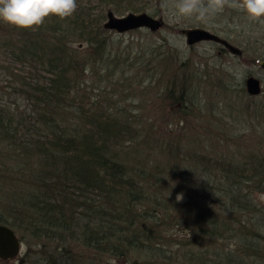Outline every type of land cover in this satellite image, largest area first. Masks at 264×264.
Listing matches in <instances>:
<instances>
[{
	"label": "trees",
	"instance_id": "1",
	"mask_svg": "<svg viewBox=\"0 0 264 264\" xmlns=\"http://www.w3.org/2000/svg\"><path fill=\"white\" fill-rule=\"evenodd\" d=\"M84 1L32 28L0 20V57L11 73L21 66L12 90L26 100L0 104V223L26 246L0 264H264L260 93L245 86L252 103L207 115L183 80L172 96L173 73L167 99L189 132L159 137L126 106L104 108L88 95L87 72L106 60L110 33L107 12ZM101 1L117 12L146 9ZM253 42L259 65L264 47ZM166 60L163 70L177 72Z\"/></svg>",
	"mask_w": 264,
	"mask_h": 264
},
{
	"label": "rangeland",
	"instance_id": "2",
	"mask_svg": "<svg viewBox=\"0 0 264 264\" xmlns=\"http://www.w3.org/2000/svg\"><path fill=\"white\" fill-rule=\"evenodd\" d=\"M84 2L92 6L93 14L100 13L102 8L106 12L114 11L117 16L133 11L126 9L117 12L114 9L118 5L113 6L100 0ZM143 3L146 5L145 10L133 12L147 11L156 17L162 16L164 25L156 31L146 27L123 33L108 29L110 46L106 52V60L100 61L94 70L87 72V92L91 99L99 101L104 108L113 110L117 105L126 106L127 113L139 116L137 125H152L161 138L166 136L168 129L184 126L186 134L190 127H186V124L178 119L180 105L167 99L166 91L170 80L173 79V73L178 84L172 91V96L177 95L178 86L183 80L187 85L193 86L195 100H199L202 113L207 115L211 111L219 117H226L228 113H236V109L243 104L252 103L254 98H250L243 90L245 79L249 75L261 80L260 95L264 99V69L256 64L252 57L253 48L257 46L253 42L255 38L260 39L261 47H264V18H250L243 7V0H192L189 7L195 5L193 11L182 10L184 0H137L136 4ZM159 11H162L161 15L154 14ZM106 20L107 18L102 24ZM184 27H203L217 33L240 47L241 55L233 54L212 40L189 44L186 37L179 32L180 28ZM77 45L78 43H75V46ZM167 55L169 57H166ZM163 59H167L168 67L171 70L177 69V72L163 70L166 68ZM8 64V58L0 57V104L15 103L16 99L23 103L26 100L16 97L12 90L16 83L13 73H21V66L12 65L16 71L11 73L6 68ZM181 65H184V68H181ZM200 115L196 116L202 117ZM224 120L229 122L228 117ZM251 120V126L258 125L255 117ZM179 134L184 135L181 132ZM207 135L205 132L201 134L202 139L207 138ZM252 143L256 145V140L253 139ZM259 197L264 203V193ZM25 249L23 243L20 255Z\"/></svg>",
	"mask_w": 264,
	"mask_h": 264
},
{
	"label": "water",
	"instance_id": "3",
	"mask_svg": "<svg viewBox=\"0 0 264 264\" xmlns=\"http://www.w3.org/2000/svg\"><path fill=\"white\" fill-rule=\"evenodd\" d=\"M164 22L162 16L156 17L147 11H131L125 15L117 16L114 11L108 10L107 20L104 26L107 29L116 30L119 33L142 27L156 31L164 25ZM181 33L186 37V41L189 44L202 40H212L226 47L235 55L241 54L240 47L219 34L203 27H184L181 28ZM260 66L264 69V59L260 60ZM245 86L248 93L252 95H257L262 91V82L254 75H249L245 79ZM22 245L23 243L16 231L9 225L0 223V259L5 261L16 259L21 254Z\"/></svg>",
	"mask_w": 264,
	"mask_h": 264
},
{
	"label": "clouds",
	"instance_id": "4",
	"mask_svg": "<svg viewBox=\"0 0 264 264\" xmlns=\"http://www.w3.org/2000/svg\"><path fill=\"white\" fill-rule=\"evenodd\" d=\"M192 0H184L182 10L193 11L189 7ZM243 7L252 19L264 18V0H243ZM77 8V0H0V20L21 28L41 25L49 15L68 17Z\"/></svg>",
	"mask_w": 264,
	"mask_h": 264
}]
</instances>
